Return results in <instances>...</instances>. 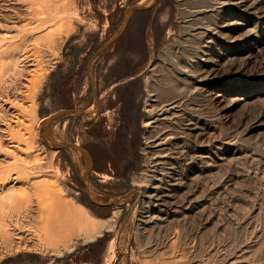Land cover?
<instances>
[{"label": "rangeland", "instance_id": "1", "mask_svg": "<svg viewBox=\"0 0 264 264\" xmlns=\"http://www.w3.org/2000/svg\"><path fill=\"white\" fill-rule=\"evenodd\" d=\"M134 6L148 55L97 92ZM0 264H264V0H0Z\"/></svg>", "mask_w": 264, "mask_h": 264}, {"label": "flooded vegetation", "instance_id": "2", "mask_svg": "<svg viewBox=\"0 0 264 264\" xmlns=\"http://www.w3.org/2000/svg\"><path fill=\"white\" fill-rule=\"evenodd\" d=\"M142 11L144 14L138 18H130L132 12ZM151 9L146 10H131L127 15V20H129L128 25L123 30L120 31L118 35L113 38V41L104 50L99 52V54L105 53L107 51L106 57L100 62L98 66V72L104 79L103 86L97 88V92H102L107 89L110 83H114V86H119L121 84H128L126 81L121 80L134 74L137 69H139L141 63L147 57V43L148 38L146 36L147 28L151 22L152 15ZM131 22V23H130ZM152 28V37L155 40H159L160 32ZM135 77H130V80H134ZM121 81V82H120ZM90 87H92V80L90 82ZM135 83L130 82V84L124 87H117L118 90L129 89L134 87ZM112 86L111 89L114 88ZM95 92L96 89L92 87Z\"/></svg>", "mask_w": 264, "mask_h": 264}, {"label": "bare ground", "instance_id": "3", "mask_svg": "<svg viewBox=\"0 0 264 264\" xmlns=\"http://www.w3.org/2000/svg\"><path fill=\"white\" fill-rule=\"evenodd\" d=\"M87 163H88V161H87ZM58 189H59V187H58ZM156 199L159 202L163 200V198L160 195V192L159 191L156 193ZM54 209H55V217H54V220H53L52 225H51L50 235H51L52 240L55 243V245L53 246V249L56 250L59 246H62V247H65L66 248L67 245H68V243L70 242V240L74 236H77V234H78L77 231H78V223H79V220H78V215H76V213L74 212L73 207H71V204L70 203L68 204L64 200H61L59 197H57V200L55 202ZM52 213H54V211ZM84 221H86V220H84ZM89 221L91 222V219H89ZM90 222H86V228H85L86 236L84 238L85 241H94L95 238H97V237H99V236L102 235V233H103L102 232V229L104 230V228L106 230L107 229H112L111 228V224L112 223L110 224L109 223V220H107V219L98 220L97 222H91V223ZM18 224H16V225H18ZM8 225H10V224L8 223ZM8 225L6 224L2 228L3 229V233H2L3 236L2 237H4L7 242L8 241L13 242L12 238H14L17 234H15V232H13V230L10 231V229H8ZM24 228H26V227H24ZM16 238H17V236H16Z\"/></svg>", "mask_w": 264, "mask_h": 264}, {"label": "water", "instance_id": "4", "mask_svg": "<svg viewBox=\"0 0 264 264\" xmlns=\"http://www.w3.org/2000/svg\"><path fill=\"white\" fill-rule=\"evenodd\" d=\"M145 8H143V7H141V6H134V7H131L130 9H129V11H128V14L130 13V11L131 10H144ZM111 44V42H109V43H107V44H105L102 48H100L99 50H98V53L99 52H101L102 50H104L107 46H109ZM90 82H91V78H90ZM81 113V114H83L84 113V111L82 112V111H75V110H66V111H59V112H57V113H55L54 115H52V118L50 119V120H53V119H57V118H61V117H63V116H65V115H67V114H69V113ZM45 134H46V136L48 137V139L52 142V144L54 145V146H56L57 148H64V147H68V146H72V147H74V148H76L77 150H79L80 152H82V154L85 156V158H86V160L88 161V164L90 165L91 163H90V160H89V157H88V154L85 152V151H83L82 149H80V148H78V147H76V146H74V145H70V144H68V145H61V144H59L57 141H55V139H53L52 137H51V134H50V130H49V126L48 125H46V127H45ZM57 142V143H56Z\"/></svg>", "mask_w": 264, "mask_h": 264}]
</instances>
